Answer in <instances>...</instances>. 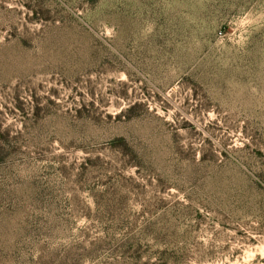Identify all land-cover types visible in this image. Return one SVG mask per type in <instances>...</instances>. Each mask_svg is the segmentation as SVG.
Masks as SVG:
<instances>
[{
  "label": "rangeland",
  "instance_id": "rangeland-1",
  "mask_svg": "<svg viewBox=\"0 0 264 264\" xmlns=\"http://www.w3.org/2000/svg\"><path fill=\"white\" fill-rule=\"evenodd\" d=\"M0 264H264V0H0Z\"/></svg>",
  "mask_w": 264,
  "mask_h": 264
}]
</instances>
